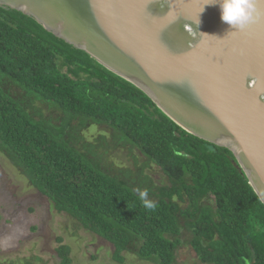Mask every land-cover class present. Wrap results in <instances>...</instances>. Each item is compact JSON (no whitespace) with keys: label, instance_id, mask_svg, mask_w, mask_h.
I'll return each mask as SVG.
<instances>
[{"label":"trees","instance_id":"trees-1","mask_svg":"<svg viewBox=\"0 0 264 264\" xmlns=\"http://www.w3.org/2000/svg\"><path fill=\"white\" fill-rule=\"evenodd\" d=\"M36 101L56 108L57 120ZM94 125L108 135L86 141L80 133ZM110 145L135 154L134 169L102 166ZM0 152L57 212L112 244L117 263L135 246L141 260L174 264L185 228L203 264H264V203L233 152L190 134L87 52L2 6ZM153 167L165 182L153 180ZM58 242V264H71L70 246Z\"/></svg>","mask_w":264,"mask_h":264},{"label":"water","instance_id":"water-1","mask_svg":"<svg viewBox=\"0 0 264 264\" xmlns=\"http://www.w3.org/2000/svg\"><path fill=\"white\" fill-rule=\"evenodd\" d=\"M209 0H0L233 152L264 203V0L243 30ZM235 30V31H234Z\"/></svg>","mask_w":264,"mask_h":264},{"label":"rangeland","instance_id":"rangeland-1","mask_svg":"<svg viewBox=\"0 0 264 264\" xmlns=\"http://www.w3.org/2000/svg\"><path fill=\"white\" fill-rule=\"evenodd\" d=\"M45 116L56 121L60 114L56 108L36 101ZM86 141H94L99 134H107L106 128L91 126L81 131ZM103 153L102 166L114 172L120 168L134 169L135 154L127 148L110 145ZM143 157L136 158L138 164ZM156 183L165 182L166 177L158 167L148 170ZM213 204V198L208 201ZM181 220V225H183ZM70 246L71 264H120L113 260V246L103 238L87 231L68 215L57 212L49 199L35 189L5 155L0 152V262L7 264H58L57 247ZM190 232L182 229V244L176 250L174 264H203L189 245ZM122 264H156L141 260L136 247L124 253Z\"/></svg>","mask_w":264,"mask_h":264},{"label":"clouds","instance_id":"clouds-1","mask_svg":"<svg viewBox=\"0 0 264 264\" xmlns=\"http://www.w3.org/2000/svg\"><path fill=\"white\" fill-rule=\"evenodd\" d=\"M220 8L221 20L235 30L243 31L257 15L256 0H209ZM234 30V31H235ZM139 199L146 209L154 210L155 202L148 199L147 190H137Z\"/></svg>","mask_w":264,"mask_h":264}]
</instances>
